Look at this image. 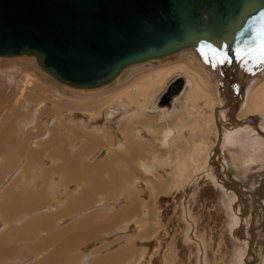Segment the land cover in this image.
Masks as SVG:
<instances>
[{
	"label": "rangeland",
	"instance_id": "374dc122",
	"mask_svg": "<svg viewBox=\"0 0 264 264\" xmlns=\"http://www.w3.org/2000/svg\"><path fill=\"white\" fill-rule=\"evenodd\" d=\"M183 58L184 56H179L161 63L142 66L129 72L128 74L132 73L131 75H134L146 70L156 69L170 63L181 61ZM187 66L188 68L192 69V67H190L189 65ZM192 70L195 71V69ZM203 74L204 77L202 78V83L204 89L210 91L213 94V98L211 99V96L209 98L198 97V99L203 102H206L207 99L208 105L211 101H215V103H217L218 105L219 103L216 96L215 85L212 80L206 75V73L203 72ZM263 75L260 77V79L264 77ZM47 76L35 70L29 64L19 59H10L0 63V143L3 142V145L6 149L15 144L14 148H16L15 152H17L15 154L12 153L11 155V150L10 152L5 150V153L8 156L2 157L0 159V206H5L10 202V200L13 199L10 198L11 194L10 196H5V194H3V191L7 190V187L9 188L15 182H17L18 184H15V186H13L14 188L12 187L11 189L15 193H20V198L24 199L25 194H27V197L31 196L30 198H34V204H36L35 206H37L35 208V206L33 205L37 211L33 208V206L30 207V210L29 208H26L28 210L27 213L29 212L28 214H25L26 217L25 215L23 216L21 212H19L17 213L18 216H16L15 214V218L13 217L9 219L7 218L8 216L6 213L2 214V212L0 211V238H4L3 240L6 239L4 243L2 242L3 249L0 253V264H39L44 258L55 251L56 247H61V249L54 257V259L57 260L55 264H97L105 257L114 256L118 250H121L122 252L123 250L125 252L128 251L129 253L123 252V255L124 253L125 255L122 261L118 263H109L107 261V264H192L195 261V258H193L194 254L189 253V242L184 245L182 237H180L182 235L180 234V236L177 237L176 230L174 236H172V230L169 236H167L168 238L166 236H163L164 238H162L161 247L159 251L155 252V246L153 245L154 239L156 237L153 238V236L158 231V228L155 224V221L157 220L156 215L158 213L157 209L159 208V213H164L163 216H165V213H169V210L165 209L167 200L166 202L163 201L161 203L154 193L151 194L152 189L155 187L154 185L159 182H155L157 177L152 180V174H150V172L148 171L149 168H145L144 166L142 167L141 165V161L144 160V162L147 161L152 162V164L154 163V161L149 158L151 152H148V150L150 151V149H146V151L144 152L143 145L148 144V148L158 149L153 145L154 143L151 144L145 140L147 144H144V142L141 140V137H139L136 131L137 128L141 126L137 125L136 128H132L134 132L133 138L130 137V132L127 137H130L129 140L131 139L130 141H134L135 145H139L142 147L141 150H143L144 155L139 158V153H137L133 156L135 157L132 160L133 162L130 161L131 165L129 163L127 164V171L132 172L133 174V177L131 178L132 185H129L128 187L122 188L120 190H116L117 188H114L111 191L96 190L92 192L91 196L85 198L87 190L90 189L89 185L87 184L86 177L80 180H78L77 178L74 181L70 182L66 174L64 175L61 172L54 174V167L56 165H59L62 160L52 158L51 156H49V153L46 155L45 153L47 152H41L43 147L41 148L40 145L44 142V140L54 135L57 138L60 137L62 142H67L65 146L66 152L70 153L71 151L72 153H77L81 148L82 139H86V137L84 138L85 130L83 128L76 127L74 123L71 122L74 120H76V123L78 122V120L82 121V119H78L79 115L82 113H96L106 105L112 104V102L107 103L106 101H104V99L102 100V97L109 91L114 90L122 80L108 89L105 88V90L103 91L93 93H77L66 90L65 88L57 85L56 81V83L53 82V79L51 80ZM259 81L260 80L256 82V86L259 85ZM255 87L253 89H255ZM200 101H194L193 103L195 104ZM113 103L115 104V102ZM145 106L142 108V112ZM183 107L181 113H183L182 117H184V123L192 118H195L194 120L200 119V117L196 116L195 113L193 111H190L188 107L187 112L183 111ZM146 114L154 115L152 112H146ZM72 118H74V120H72ZM87 119H89V124L87 125L88 129L89 127H92V123L94 121L89 116H87L86 120ZM97 122L99 125H101V127H103V129L101 130L102 132H98L99 128H93V130L90 131L87 130V138L89 140L95 141L97 145L85 150L84 154L79 158V163L82 161H85V163H87L90 169L89 172H92L93 170H95V168L99 171L102 167L101 164H103L108 158L116 156V154L125 155V150H122V146H119L120 142L114 143V135L109 138L108 141L104 137L106 132H114V130H112L110 127H114L116 123L105 124L101 122L100 119H98ZM153 124L156 125L155 120ZM59 125H61V128L58 127ZM261 126L252 124L251 126H248L245 134L251 136L252 133ZM174 127L176 128L177 125L174 124ZM95 129H97V132L94 131ZM152 131L153 130H151L150 132ZM204 132L205 128H203L201 136L193 141V144L191 146L193 151L192 156L196 153L200 154L204 152ZM67 134H69V136H66ZM74 135V138L76 139H72ZM5 136H7L8 138H3ZM68 137H70V139ZM116 139L121 140V143L124 142L122 141V137ZM256 139L254 138V142L252 143L253 152L255 150L254 153H256L257 151V153L262 154V148H259L262 147L261 139ZM177 142L178 131L177 135H175L170 140L167 151L159 149L158 152H152V156L168 158L162 156L161 153L172 152V150L175 149H173V147L177 144ZM72 143L77 146L74 147ZM22 146L23 150H21ZM17 147H20V151H18ZM33 150L40 154L38 156L33 155L34 158L29 161V165H27V157H29V151L31 152ZM21 151H23V153ZM179 151L181 150L177 149L176 153L178 152V155L182 156V151L181 153ZM251 160L255 161V158H252ZM119 161L121 162L117 164L123 167L124 160L122 161V159L117 158L115 160V163ZM174 161L177 163V160ZM180 162L183 167H186L183 159ZM188 164L189 166H191V162H189ZM156 165L158 167V174L157 171H154V173L160 176L162 180V178L167 174L161 173L160 163ZM98 166L99 169L97 168ZM42 169L45 171L49 169V171L44 172ZM99 172L104 182L108 181V173L105 170H101ZM181 175H184L181 170L180 172H175V176L181 177ZM142 176L143 178L140 179V177ZM135 177H137V181L135 180L136 182H134ZM166 177H168V175ZM146 178L154 183V185H152L153 188L148 187L149 185L146 186L147 188H145L144 186L143 188L141 186V180H144ZM41 182L46 185H43L44 188L42 189L37 186ZM161 182H163V180ZM34 186H37V188H35ZM86 186L89 188H84ZM228 188H233V186ZM252 188L253 187H250L249 189L252 190ZM51 190L53 191L52 194H50ZM233 190L235 191V189ZM83 192L85 193V195H83ZM190 192H192V189H190L187 194H190ZM235 192L236 194H238V202L239 200H241V202L235 205L237 210L239 207L240 215V213L243 211V200L245 201L248 196L247 194H244L238 190ZM259 193H262L261 198L256 195L255 191H253L252 193L253 196L258 199L257 203H255L256 206H254V209L258 213L262 212V214L257 216V223L255 225L253 224V228L256 231L261 228V224H264V188ZM156 194L157 196H161L163 195V192H157ZM68 196H74V198L76 197L75 200L78 199V202L83 201L81 203L83 207L82 205L79 206L78 209L76 207L77 210L75 209L72 214H67V212L71 210L70 208L67 209L69 211L65 210V208L69 206ZM249 198L251 199V196H249ZM47 199L50 201H47ZM36 200L39 202L36 203ZM129 205L134 207L131 214L129 216L126 215L125 219L119 220L117 223L114 222L115 213L123 207ZM32 209H34L35 211ZM88 215L91 219V221H89V224L91 225H88V229H90L92 226V228H94L92 230V233L89 236L85 234L81 238V240H79L80 243L77 242L74 245H69L70 241L74 239L77 228L80 227L79 221L82 217ZM143 217H147L149 223H145L144 226L139 227L140 223L136 221L142 219ZM220 217L221 213L219 215V218ZM34 218L36 221L34 220ZM44 218L46 220H49L45 221ZM131 219L134 220L130 221ZM163 219L164 217L159 221L158 225L163 223ZM32 222H35L36 225L32 226ZM45 223L49 224L47 225L49 229L43 226ZM25 224L27 225L25 226ZM249 225L250 224H247L246 222L244 224H240L239 226L234 225L231 227H225L224 224H221V221H216L213 226L209 225L212 226L211 228H209V230H207V228H202L200 229V231L195 230L196 228H194L193 230H188L186 227H182V229L191 233L189 234V237L194 240V247L197 245H203L207 249V253L210 252V255L205 257V261L210 259L208 264H262L264 258V244L260 245V242L258 243L260 239L258 237L256 238L257 235H254V240L253 235L251 234V227ZM24 226L28 231L23 230V232H28L27 234L31 235L29 239L26 235L22 236L21 234L16 235L14 233V229H20ZM170 227L171 226H169V228ZM239 227L241 228L239 229ZM29 228L32 229L30 230ZM152 229H154V231H152ZM236 231H239L237 232L239 234H237ZM210 232L212 233L211 240H209ZM206 234L208 235L206 236ZM171 236L174 237V240H172L173 246L170 247L169 245H164V243L171 241ZM212 239L214 240L212 241ZM252 239L253 243L249 245ZM248 240L250 242H248ZM210 243H212L211 246ZM38 246L42 251L39 250L38 252H36ZM8 248L9 251H7ZM214 251L222 254V257L226 254L225 257H223V259L221 260L222 262H220V260L218 259L211 260V252L213 253ZM160 257L162 258L160 259ZM165 259L169 261L166 262ZM192 260L194 261L192 262ZM194 263L196 264L198 262L195 261Z\"/></svg>",
	"mask_w": 264,
	"mask_h": 264
},
{
	"label": "bare ground",
	"instance_id": "6f19581e",
	"mask_svg": "<svg viewBox=\"0 0 264 264\" xmlns=\"http://www.w3.org/2000/svg\"><path fill=\"white\" fill-rule=\"evenodd\" d=\"M179 56H184V58L176 63H170L168 65L158 67L156 69L146 70L134 75H131L132 73L128 74L129 72L139 67L161 63ZM10 59L22 60L27 64H29L35 70L44 74L45 76L48 75L47 77L49 79L51 80L53 79L48 73L40 69L35 64L33 58L28 56H24V55L0 56V63ZM187 65L192 67V69H195V71L188 68ZM228 68H230V66H228ZM203 72L206 73V75L212 80V82L215 85L216 96L219 103L218 105L217 103H215V101H211L208 105L207 99L206 102L200 101V99H198V97L209 98L211 96H212L211 99L213 98V94L210 91H207V89L206 90L204 89L202 83L203 82L202 78L204 77ZM215 72L216 71H212L211 69H208L207 66L200 61L199 57L193 52V50L183 49L180 51H176L164 55L163 57L160 58H151L144 61H140L133 65H129L121 73H119L116 76V78H114L111 82L105 84L104 86L94 89H86V90L74 89L53 79L52 81L53 82L56 81L57 83L56 82L55 83L57 85L65 88L66 90L77 93H93V92L103 91L105 90V88L108 89L114 86L115 84H117L119 81L121 80L122 81L117 85V87L114 90L109 91L106 95L102 97V100L104 99V101H106L107 103L112 102V104L106 105L105 107L100 109L99 112L96 113L80 114L78 119H82V121L78 120L77 122L78 124L75 122L76 120L72 118V120L74 121H72L71 123H74L76 127L83 128L85 130L84 138L86 137V139L85 140L82 139L81 148L78 150L77 153H72L71 151L70 153L66 152L65 146L67 142H62L60 137L57 138L54 135L44 140V142L40 145L41 148L43 147L41 151L42 153L47 152L45 153L46 155L49 153V156H51L52 158L62 160L60 164L58 163L59 165H56L54 167V171H55L54 174L58 172H61L64 175L66 174L70 182L74 181L77 178L78 180H80L86 177L87 184L89 185L90 189L87 190L86 195L83 192L85 198L91 196L92 192L96 190L111 191L114 188L115 189L117 188L116 190H120L122 188L128 187L129 185H132L131 178L133 177L132 176L133 174L132 172L127 171L126 169L127 164L131 163L130 161H132L135 158L133 156L136 155L137 153H139L138 157L141 158L144 155L143 150L145 152L146 149H150V151L148 150V152H151L149 158L152 159L154 163L152 164V162H147V161L144 162L145 161L144 160L141 161V165L142 167L144 166L145 168H149L148 171L150 172V174H152L151 175L153 178L152 180H154L155 177H157L155 182L156 181L159 182H157L156 185H154L152 181H149V179L146 178L144 180H141L140 184L142 187L144 186L145 188H147L146 186L148 185H149L148 187L153 188L152 185H154L155 187L152 189L151 194L154 193L155 196L158 197L161 203L163 201L166 202L167 200V205L165 204L166 207L165 206L163 207L169 210V213H165V216H163L164 213L163 214L159 213V208L157 209L158 213L156 215L157 220L155 221V224L158 228V231L153 236V238L156 237L154 239V245H153L155 246V252L159 251L162 243V238H164L163 236L166 237L169 236L171 230H172V236H174L176 230L177 237H179L180 234L182 235L180 237H182L184 245H186V243L189 242V247H190V248L188 247L190 249L189 253L194 254L193 258H195V261L198 262L196 264H208L210 259L205 261L206 259L205 257L209 256L210 252L207 253L208 251L203 245H197L194 247L193 246L194 240L189 237V234L191 233H189L186 230H183L182 227H186L188 230H193L194 228H196L195 230L200 231V229L202 228H207V230H209V228H211L216 221L217 222L221 221V224H224L225 227H231L234 225L239 226L240 224H244L247 222V224L248 223L250 224L249 226L251 227V234L253 235L254 240H255L254 235H257L256 238L258 237L260 239L258 243L260 242V245L264 244V224H261V228H259L257 231L253 228V224L255 225L257 223V216L262 214V212L258 213L254 209L255 208L254 206H256L255 203H257L258 199L255 198L252 194L253 191H255L256 195L259 198H261L262 197L261 194L263 192L261 194L259 192H261V190L264 188V77L260 79V77L264 74V68H262L259 72L251 76H248L244 79L242 86L243 87L242 94L236 98L235 104H231L227 106H221L223 101V94L219 93V89H221L220 87H222L221 85L223 82V81L221 82L220 77L221 74L223 73L219 71L217 73ZM179 75L182 76L183 81L176 95H174L171 98L170 105L167 107L157 106L156 100L160 92L172 79H174L176 76ZM258 80H260L259 81L260 83L259 85L256 86V82ZM254 87L255 89H253ZM194 101H200V102L194 104L193 103ZM113 102H115V104ZM144 106L145 108L143 109L142 112V108ZM182 107H183V111L185 112H187V107H188L189 110L193 111L196 116L200 117V119L194 120L195 118L193 119L191 117L192 119L184 123V117H182L183 113H181ZM146 112H152L154 115H148L146 114ZM87 116H89L94 121L92 123V127H89L88 129H87V125L89 124V119L86 120ZM98 119H100L101 122L105 124L116 123L114 127H110L112 130H114L115 134L114 132L111 133V132L103 131L106 132L104 137L108 141V139L114 135V139H113L114 143L120 142L119 146H122L121 147L122 150H125L124 152L125 155L116 154V156L108 158L103 164H101L102 167L99 171L105 170L108 173L109 179L106 182H104L100 172L96 170V168H95L96 171L93 170L92 172H89L90 170L89 166L87 165V163H85V161L79 163V158L84 154L85 150L97 145L95 141L89 140L87 138V130L90 131L93 130V128H99L98 132H102L101 130L103 129V127H101V125L98 124L99 122V121L97 122ZM154 120L156 125L153 124ZM174 124L177 125L176 127L177 129L174 127ZM252 124H257L262 126L260 128L258 127L257 130H255L251 136H248L245 134V132L248 126H251ZM137 125L143 127V128L138 127L136 131L139 137H141V140L144 142V144H147L146 141H148L151 144L154 143L153 145L158 149L148 148V144H147V145H143L144 148L143 150H141L142 149L141 146L135 145L134 141H130L131 139L129 140L130 137L133 138V134H134L133 129L136 128ZM58 127L61 128V125H59ZM203 128H205V132H204L205 137L203 140L204 152L200 154L196 153L195 155L192 156L193 151L191 146L193 144V141H195L197 138L201 136ZM151 130L153 131L150 132ZM94 131L97 132V129H95ZM177 131H178V142L173 147V149L174 148L175 149L172 150V152L161 153L162 156L168 158L153 157L152 152H158L159 149L167 151L169 142L175 135H177ZM129 132H130V137H127L129 135ZM66 136H69V134H67ZM74 137L75 135L72 137V139H76ZM120 137L123 138L122 140L124 141L123 143H121V140L116 139ZM3 138L7 139L8 137L5 136ZM68 138L70 139V137ZM254 138L261 139L262 147L259 148H262L261 150L262 154L257 153V151L256 153H254L255 150L253 152L252 143L254 142L253 141ZM14 145H11L10 148H8L7 146L8 149H6L3 145V142H1L0 159L2 157L8 156L5 153V150L9 152L11 150V155L12 153L14 154L17 153L15 152L16 148H14ZM72 145L74 147L77 146L74 145L73 143ZM17 149L18 151H20V147H17ZM177 149L182 151V153L181 151H179L182 154V156H179L178 152L176 153ZM21 150H23V146ZM21 152L23 153V151ZM39 154L34 150L31 152L29 151V157L26 156L28 160L25 159L28 161V162L26 161L27 165H29V161H31L34 158V156H38ZM117 158L122 159V161L124 160L123 167L117 164L120 163L121 161L115 163V160ZM252 158H255V161H252L251 160ZM182 159L184 160L186 167L182 166L180 162ZM174 160H177V163ZM189 162H191V166H189L188 164ZM158 163L161 164V173L162 174L166 173L168 175V177H166L167 176L166 175L162 178L163 182H161L162 181L161 177L154 173V171H157L158 174V167L156 165ZM97 168L99 169V166ZM179 169L184 173V175H181V177L175 176L176 171L180 172ZM43 171L46 172L49 171V169ZM137 177H135L134 182L137 181ZM142 178L143 176L140 177V179ZM15 184L18 183L15 182L13 185L9 187L10 189L7 187V190L3 191V194H5V196L6 195L10 196L11 194L10 198L13 199L10 200V202L5 206L2 207L0 206V211L2 212V214L6 213L8 216L7 218L9 219L13 218L15 214L16 216H18L17 213L19 212H21L23 216L25 214H28L29 212L27 213L28 210L26 208H29L30 210V207L36 205L34 204L33 201L34 198H30L31 196L29 194L28 195L30 197H27V194L24 193L25 194L24 199L20 198L19 195L21 194L15 193L11 189L13 186H15ZM43 185L46 186L43 182H41L37 186H39V188L42 189L44 188ZM37 186L34 187L37 188ZM231 186H233V188H228ZM89 187L86 186L84 188H89ZM250 187H253L252 188L253 191L249 189ZM190 189H192V192H190V194H187ZM233 189H235V191L238 190L244 194H247L248 196V198H246L247 201L243 200V204H242L243 211L240 213V215H239V207L237 210L235 205L241 202V200H239L238 202L237 200L238 194H236V192ZM52 192L53 191L51 190L50 194H52ZM157 192H163V195L157 196L156 194ZM249 196H251V199L249 198ZM48 199L47 201H50ZM75 199L76 197L74 198V196L71 197L68 196L69 206L66 207L65 210H67L68 208H70L71 210L70 211L67 210L69 211L67 212V214H72L75 211L76 207L78 209V207L82 205L81 203L83 201L78 202V199L77 200ZM37 202L39 201L36 200V203ZM36 207L37 206H35V208ZM133 208H134L133 206L129 205L118 210L115 213L114 222L117 223L119 220L125 219L126 215L129 216L131 214ZM220 213H221V217L219 218ZM163 217H164L163 223L158 225L159 221L162 220ZM44 220L48 221L49 219L46 220L44 218ZM133 220L134 219H131L130 221ZM89 221H91L89 215L81 218V220L79 221L80 227L77 228L74 239L70 241L69 245H74L75 243L79 242V240H81V238L85 234L89 236L92 233V230L94 228H92L91 226V228L88 229L89 227L88 225H91L89 224ZM136 222L140 223L139 225L140 227V226H144L145 223H149V220L147 219V217L146 218L143 217L142 219H139ZM46 223L43 226L49 229V227H47V225L49 224ZM26 225L27 224H25V226ZM33 225H36V223L32 222V226ZM25 226L21 227L20 229H14V233L16 235L17 234L18 235L21 234L22 236L26 235L27 238L29 239L31 235H28L27 234L28 232H23V230L25 231L27 230L25 229L26 228ZM169 226H171L172 228L171 227L169 228ZM240 228L241 227H239V229ZM152 231H154V229H152ZM237 232L239 231H236V233ZM211 234L212 233L210 232L209 240H211ZM207 235L208 234H206V236ZM171 237H170L171 241L164 243V245H169L170 247L173 246L172 240H174V237L172 238ZM3 239L4 238H0V253L3 249L2 242L4 243L6 240ZM213 240L214 239H212V241ZM248 242L250 241L248 240ZM252 243H253V239L251 240L249 245H251ZM211 245L212 243H210V246ZM38 248L39 246L37 247L36 252H38L39 250L42 251L40 248L39 249ZM55 249H56L55 251H53L49 256L44 258L42 262L39 264H55L57 260H55L54 257L60 251L61 247H56ZM7 251H9V248ZM123 252L125 251L123 250ZM123 252L121 250H118L114 256L105 257L97 264H107L108 262L118 263L124 259L123 257L125 253H127L128 251H126L124 255ZM202 253H206V254H202ZM211 254H212L211 260L218 259L220 260V262H222L221 260L226 255L225 254L222 257V254L217 253L216 251H214L213 253L211 252ZM161 258L162 257H160V259ZM168 261L169 260H166V262ZM193 261L194 260H192V262ZM262 264H264V258Z\"/></svg>",
	"mask_w": 264,
	"mask_h": 264
},
{
	"label": "water",
	"instance_id": "95a60500",
	"mask_svg": "<svg viewBox=\"0 0 264 264\" xmlns=\"http://www.w3.org/2000/svg\"><path fill=\"white\" fill-rule=\"evenodd\" d=\"M262 31L264 0H0V56L31 57L82 90L129 65L191 49L223 73L221 106L235 104L244 79L264 68L255 51ZM218 53L227 60L218 62ZM182 81L172 79L156 105L169 106Z\"/></svg>",
	"mask_w": 264,
	"mask_h": 264
},
{
	"label": "snow or ice",
	"instance_id": "6c2138e0",
	"mask_svg": "<svg viewBox=\"0 0 264 264\" xmlns=\"http://www.w3.org/2000/svg\"><path fill=\"white\" fill-rule=\"evenodd\" d=\"M239 51V50H238ZM258 54V60L260 63H264V31L261 32V38L259 42V46L255 49ZM218 57H221L218 62L223 63L227 60V55L224 53H218Z\"/></svg>",
	"mask_w": 264,
	"mask_h": 264
}]
</instances>
